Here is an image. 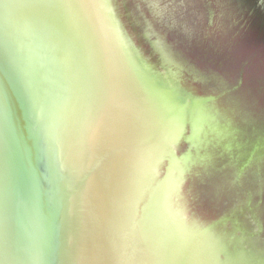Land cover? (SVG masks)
<instances>
[{
	"label": "water",
	"instance_id": "obj_1",
	"mask_svg": "<svg viewBox=\"0 0 264 264\" xmlns=\"http://www.w3.org/2000/svg\"><path fill=\"white\" fill-rule=\"evenodd\" d=\"M0 264H264V0H0Z\"/></svg>",
	"mask_w": 264,
	"mask_h": 264
},
{
	"label": "snow or ice",
	"instance_id": "obj_2",
	"mask_svg": "<svg viewBox=\"0 0 264 264\" xmlns=\"http://www.w3.org/2000/svg\"><path fill=\"white\" fill-rule=\"evenodd\" d=\"M104 102H106V101L104 100V98H101V103H104Z\"/></svg>",
	"mask_w": 264,
	"mask_h": 264
}]
</instances>
